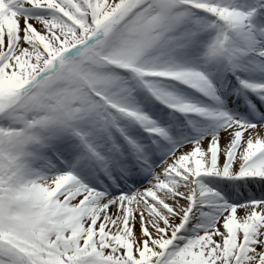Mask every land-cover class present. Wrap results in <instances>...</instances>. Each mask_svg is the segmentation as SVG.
<instances>
[{"label": "snow or ice", "instance_id": "1", "mask_svg": "<svg viewBox=\"0 0 264 264\" xmlns=\"http://www.w3.org/2000/svg\"><path fill=\"white\" fill-rule=\"evenodd\" d=\"M0 264H264V0H0Z\"/></svg>", "mask_w": 264, "mask_h": 264}]
</instances>
